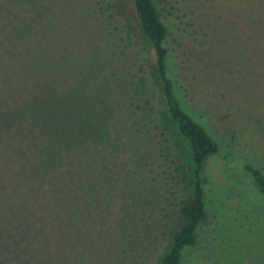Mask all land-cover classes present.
Returning <instances> with one entry per match:
<instances>
[{
    "label": "trees",
    "instance_id": "obj_1",
    "mask_svg": "<svg viewBox=\"0 0 264 264\" xmlns=\"http://www.w3.org/2000/svg\"><path fill=\"white\" fill-rule=\"evenodd\" d=\"M131 1L140 34L155 54V59L150 65L143 63L139 57L128 55V51L135 48L134 37L139 35L134 32L132 26L119 21L115 14L116 0H0V15L2 13L17 15L12 27L0 28L1 32L4 31L1 37L0 63L7 60L11 51L19 48L25 41V43L31 42L30 50L32 47L35 48L34 50H43L44 56L52 59L50 72L40 81L34 80L32 76H30L31 81L27 79L28 76L25 80L19 81V100L10 102V106L0 108V112L18 110L45 97L48 92L59 96L67 95L87 76L94 59L99 57L98 54L112 61V65L101 71L97 77L111 87L108 141L94 143L89 140L72 147L60 145L56 148L54 158L50 153L49 134L35 124L18 122L9 134L0 138V145L5 144L6 140L14 135L16 129L26 125L31 131H37L35 133L39 135L41 141L38 164L30 168V177H27L25 184L14 177L10 179L13 182L6 186L8 188L6 191L12 192L9 204L22 201L26 207L16 206L8 209V231L5 229V203L0 197V212H2L0 264H54L56 259H52L50 255L53 250L48 252L49 241L42 230L48 228L55 230L52 226L54 221H51L49 226L42 224L49 214L48 208L42 202L47 200L46 194L48 189L53 187L51 183L54 180L57 182V188L60 189L72 179L74 189L78 190V193L81 192L82 205L73 206L72 217L76 226L77 223L81 225L79 232L84 239L96 244L103 233L104 238L114 239L115 244L122 243L125 247L127 243L123 240V236L127 234L134 238L144 226L141 217L143 214L147 215L145 211L147 202L142 204L143 196L148 199L149 194L156 192L150 173L153 162L158 159L156 146L153 144L154 131H157L163 118H169L189 144L194 189L192 197L183 202L180 229L155 264L203 263L204 246L208 247V245L203 246L201 242L203 228L211 223L212 218L215 220L218 216L207 196L204 170L208 160L225 149L227 137L226 123L220 128V134L216 132L211 122V117L214 115L210 110L217 108L221 111L220 107L224 102L232 99L234 93L228 91L218 97V100L208 99L202 94L201 78L208 80V70L204 69L207 55L200 48L213 47L214 43L209 37L219 35L214 25L226 32L237 33L242 41L252 44L253 40H257L252 34L256 25L252 20L259 18L257 13L261 11L259 7L264 0H216L219 3L217 8L212 5L215 0H169L171 9L168 14H163L159 10L156 0ZM62 9H65L66 15L60 14ZM191 14L202 20L199 29L194 32L186 31L183 26L184 18ZM258 21L259 25L264 24V19ZM175 45L181 46V52L187 59L183 61L184 67L187 63L193 62L192 67H189L193 76L188 77L192 90L197 92L193 106L178 93V86L182 80L178 69L182 65L178 64L179 68L176 66ZM256 45L262 55L260 59H256V62L264 65V38L257 41ZM251 59L254 60V56ZM213 71L218 72L217 69ZM262 75H264V66L262 71L258 69L244 71L242 74L237 73L236 77L240 82L239 85L242 86L250 79ZM1 82L0 79V84ZM158 84H161L160 87ZM157 89L162 98L158 103ZM237 118H232L234 123L231 121V128L237 129V133L244 138L242 143L251 141L250 135L256 141L264 140V112H260L254 122L248 123L246 117ZM259 118L261 121L257 120ZM226 119L229 120V117L226 116ZM107 144L113 153H118V158H113L109 163L112 173L105 164L98 166L103 171L102 175L97 174L98 180L109 185L104 177L107 175L112 176V181L117 178L115 185L118 177L120 181L117 188H113L109 191L110 194L104 196L105 202L103 201L102 205L105 208L104 217H97L99 219L97 220L94 215L99 213L100 207L95 202L92 203L94 208L90 206L93 200L90 194L97 195L95 186L91 185L89 195L84 196L81 190L85 177L83 169L75 165L69 169L67 163L69 158L73 164L77 162L76 156L80 153ZM246 145L250 147V144ZM240 151L239 154L243 155L245 152L251 159L257 156L260 159L264 158L262 155L264 148L261 145L253 152L248 148H241ZM123 155L127 159L125 163L122 162ZM249 158L247 160H250ZM247 162L244 163L242 171L250 177L254 190L264 198V170ZM56 168H68V170L60 173V169L58 171L55 170ZM92 184H98L97 180L94 179ZM139 185L142 187L141 193L136 195ZM34 190L39 191L35 197ZM139 202L140 206H138ZM90 209H93V213ZM119 236L122 239L119 240ZM139 240L141 238L136 239ZM119 251V256L123 257L127 250ZM142 256L140 254L139 258ZM124 258L130 257L125 254ZM104 259L109 261L107 255ZM212 259L206 262L212 264Z\"/></svg>",
    "mask_w": 264,
    "mask_h": 264
},
{
    "label": "rangeland",
    "instance_id": "obj_2",
    "mask_svg": "<svg viewBox=\"0 0 264 264\" xmlns=\"http://www.w3.org/2000/svg\"><path fill=\"white\" fill-rule=\"evenodd\" d=\"M168 1L156 0L158 8L163 14H168L171 9L170 1ZM115 3H117L115 14L119 21L132 26L134 32L139 35L134 37L135 48L130 49L128 55L139 57L143 63L150 65L155 59V54L140 34L132 1L116 0ZM212 5L214 8L219 7L216 0ZM259 8L261 9L257 13L259 18L252 20L256 24L255 32L252 31V34L257 39L253 40L252 44L242 41L239 34L231 31L226 32L214 25V28L219 31V35L209 37V40L214 43L213 47L202 46L204 49L200 48L207 55L204 69L208 70V80L200 76L203 85L202 94L208 99L218 100V97L225 95L228 91L234 93L233 98L224 102V105L220 107L221 111L217 108L210 110V113L214 115L211 117V122L216 132L220 134V128L226 123L227 137L224 144L225 149L208 160L204 170L207 196L218 216L215 220L212 218L211 223L203 228L201 242L203 246L208 245V247L204 246L202 264H209L206 261L210 258H213L212 264H264V198L254 190L250 177L242 171L246 161L264 170V158L260 159L257 156L251 159L244 151L243 155L239 154L241 148H248L250 152L255 151L260 145L264 148V140L256 141L250 135L251 141L248 140L243 144L244 138L237 133V129L231 128V121L234 123L233 119H238L237 117H246L249 123L254 122L260 112H264V75L250 79L242 86L239 85L240 82L236 77L237 73L242 74L244 71L249 72L255 69L262 71L263 69V63L256 62V59H260L262 56L256 42L264 38V24L259 25L258 21V19L260 21L264 19V1ZM241 12L240 10L239 13ZM66 13L65 9L60 11L61 15H66ZM16 18L17 15L13 13L11 15L2 13L0 28L12 27ZM201 23V18L198 19L191 14L184 18L183 26L186 31L194 32L199 29ZM3 35L4 31H0V45ZM25 42L16 50L11 51L7 60L0 63V79L2 81L0 84V108L10 106L13 101L19 100V81L25 80L26 76L29 81L32 77L34 80L40 81L51 70L52 63L50 61L52 59L44 56L45 51L34 50V47L30 50L29 43L31 42ZM175 48L176 66L179 68L178 64L182 65L178 69L181 72L180 79H182L178 86V93L182 99H186L193 106L196 102L197 92H194L188 83V77L193 76L189 69L193 62L187 61L189 63L184 67L183 61L187 59L181 52V46L175 45ZM98 56L96 60L94 59L87 76L69 94L59 96L48 92L45 97L18 110L0 112V138L9 134L18 122L20 124L25 122L35 124L49 134L51 138L50 153L54 158L56 148L60 145L72 147L79 146L89 140L94 143L108 141L110 139L108 126L111 117V87L97 77L101 71L112 65V61L103 55L98 54ZM253 56L254 60L251 59ZM146 67L148 68V66ZM183 68L186 69L182 70ZM215 69L218 72L213 71ZM160 85L158 84V87ZM161 99V94L158 92L157 103ZM226 116L229 117V120L226 119ZM257 120L261 121L260 118ZM26 128H28L26 125L20 126L14 135L6 140L5 144L0 145V197L5 203V229L7 231L9 230L8 209L16 208V206L26 207L22 201L9 204L12 192H7L6 186L13 182L10 179L14 177L25 184L27 177H30V168H34L38 164L40 137L35 133L37 131ZM247 143L250 144V147L246 145ZM153 144L156 146L158 159L153 162L150 177L156 192L149 194L148 199L143 196L142 204L147 202L145 206L147 215L143 214L141 217V223L144 226L134 238L127 234L123 236V240H126L127 243L125 247L122 243L115 244L114 239L104 238L103 233L97 239L96 244L89 243L84 239V236L79 232L81 225L77 223L76 226L72 217L73 206L82 205L81 192L78 193V190L74 189L72 179L68 180L65 187L60 189L57 188V182L52 181L53 187L48 189L47 200L42 202L49 211L42 224L49 226L50 222L54 221L52 226L55 230L49 228L42 230L49 241L48 252L53 250L50 255L52 259H56L53 260L54 264H155L157 262L159 256L165 251L181 227V208L183 202L192 197L194 178L189 144L169 118H163L157 131H154ZM262 155L264 157V154ZM76 157L78 158L77 162L72 164L69 158L67 164L69 169L73 165L83 169L85 177L82 181V189H80L84 196L89 195L91 185L95 186L97 195L90 194L93 196L90 206L94 208L92 203L95 202L100 207L99 213L94 215V218L99 220L97 217H104L105 208L102 206L103 201L105 202L104 196L119 186L120 177H118L116 185L117 178L115 177L112 181V176L107 175L104 177L109 185L100 183L98 175H102L103 171L98 166L103 163L112 173L109 163L113 158H118V153H113L107 144L94 150L89 149ZM248 158L250 160H247ZM243 159L244 162H242ZM125 160L127 161L126 156L123 155L122 162L125 163ZM59 169L55 170L59 171ZM64 170L67 171L68 168H61L59 172L63 173ZM94 179L98 184H92ZM141 189L142 187L139 185L136 195L141 193ZM38 192V190H34L33 196L35 197ZM140 202L138 206H140ZM116 209H119V203L116 205ZM90 210L93 213V209ZM1 215L2 212H0ZM118 238L122 239L120 236ZM139 238L141 240L136 241ZM131 240L133 243H129ZM121 249H126L125 254L130 258H124L125 254L123 257L119 256L118 253ZM140 254L143 255L141 258H139ZM106 255L109 257L108 262L104 259Z\"/></svg>",
    "mask_w": 264,
    "mask_h": 264
}]
</instances>
